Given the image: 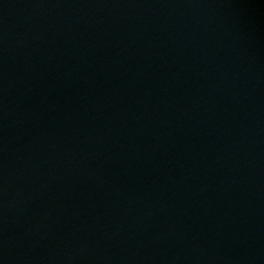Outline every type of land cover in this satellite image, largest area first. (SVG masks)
Here are the masks:
<instances>
[{"label":"water","instance_id":"95a60500","mask_svg":"<svg viewBox=\"0 0 264 264\" xmlns=\"http://www.w3.org/2000/svg\"><path fill=\"white\" fill-rule=\"evenodd\" d=\"M0 264H264V0H0Z\"/></svg>","mask_w":264,"mask_h":264}]
</instances>
